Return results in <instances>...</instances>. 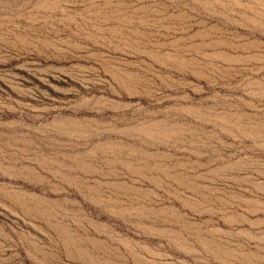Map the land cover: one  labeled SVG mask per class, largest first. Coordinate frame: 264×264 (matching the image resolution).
<instances>
[{"label":"rangeland","instance_id":"obj_1","mask_svg":"<svg viewBox=\"0 0 264 264\" xmlns=\"http://www.w3.org/2000/svg\"><path fill=\"white\" fill-rule=\"evenodd\" d=\"M0 264H264V0H0Z\"/></svg>","mask_w":264,"mask_h":264}]
</instances>
